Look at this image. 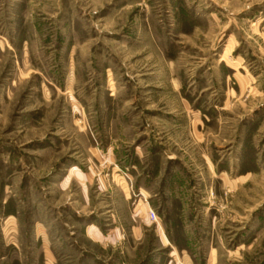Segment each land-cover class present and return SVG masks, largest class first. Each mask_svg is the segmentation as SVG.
Wrapping results in <instances>:
<instances>
[{
    "label": "rangeland",
    "instance_id": "rangeland-1",
    "mask_svg": "<svg viewBox=\"0 0 264 264\" xmlns=\"http://www.w3.org/2000/svg\"><path fill=\"white\" fill-rule=\"evenodd\" d=\"M0 264H264V0H0Z\"/></svg>",
    "mask_w": 264,
    "mask_h": 264
},
{
    "label": "built area",
    "instance_id": "built-area-1",
    "mask_svg": "<svg viewBox=\"0 0 264 264\" xmlns=\"http://www.w3.org/2000/svg\"><path fill=\"white\" fill-rule=\"evenodd\" d=\"M149 214H150V218L152 220H155V214H154V212L150 211Z\"/></svg>",
    "mask_w": 264,
    "mask_h": 264
}]
</instances>
